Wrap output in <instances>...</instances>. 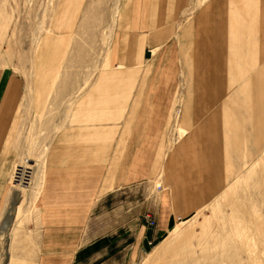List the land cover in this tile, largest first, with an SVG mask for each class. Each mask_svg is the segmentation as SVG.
Masks as SVG:
<instances>
[{
    "label": "rangeland",
    "instance_id": "obj_1",
    "mask_svg": "<svg viewBox=\"0 0 264 264\" xmlns=\"http://www.w3.org/2000/svg\"><path fill=\"white\" fill-rule=\"evenodd\" d=\"M151 1L0 0V73L6 79L10 77L7 87L14 84L15 104L19 103L10 112L7 125L9 128L14 123V138L8 174L1 181L7 190L0 205V227L7 219L5 215L18 209L12 229L2 232L0 228V264H46L45 257H52V264L62 263L61 258L71 261L74 253L41 251L46 247L42 246L44 228L37 206L45 155L51 159V148L60 133L70 127L123 120L132 98L123 91L109 92L105 86L96 89L103 69L112 71L122 65L132 75L121 79L134 88L147 82L157 64L165 74V60L171 56L180 72L175 28L197 17L203 8L199 6L201 0H186L182 10L186 13H174L173 7V13L166 12L167 0H157L153 19L158 24L152 33L166 21L165 30H174L156 42L146 39L140 49V38L152 35V30H147L152 20L148 16ZM224 1L205 3L212 2V10L220 11V19L225 21L223 34L227 33L228 17ZM125 3L126 27L121 29L119 16ZM155 47L158 49L152 54ZM177 78L180 84L181 73ZM107 98L112 100L105 102ZM256 104L255 113L259 112ZM179 109L177 106L174 110ZM260 110L264 114V109ZM254 118L261 122L256 126L259 133L251 135L256 139L253 144L247 143L243 152L253 149L255 156L252 160L244 157L249 163L232 168L226 189L210 203L186 218L168 220V216H160V202L166 192L162 172L161 178L116 192L93 207L84 222L85 236L79 242L87 247L80 252L84 256L81 264L93 262L94 244L122 238L135 247L144 233L151 240H143L151 243L133 264H264V118ZM177 127L171 124L167 128L163 140L166 149L178 139ZM15 194L18 198L12 204ZM123 234L127 236L123 238Z\"/></svg>",
    "mask_w": 264,
    "mask_h": 264
},
{
    "label": "crops",
    "instance_id": "obj_2",
    "mask_svg": "<svg viewBox=\"0 0 264 264\" xmlns=\"http://www.w3.org/2000/svg\"><path fill=\"white\" fill-rule=\"evenodd\" d=\"M206 1H200L203 8L193 21L175 28L180 72L171 56L165 60L168 65L165 74L157 64L148 74L147 82L134 88L121 79L132 75L122 65L112 71L103 69L95 88L105 86L109 92L123 91L132 98L123 120L70 127L52 145L51 159L49 154L45 155L37 206L44 228L42 246L46 247L41 251L74 253L71 261L61 258L60 264H81L84 256L80 252L87 247L80 245L85 236L84 222L93 207L112 194L161 178L162 172L166 192L161 198L160 216H168V220L186 218L226 189L232 168L244 166L255 156L253 149L247 153L243 150L247 143H254L256 138L251 135L259 133L256 127L259 121L254 117L264 118L260 110L264 109V0H225L228 15L225 34L220 11L212 10V2L206 6ZM156 2L152 0L148 7L152 20L147 30H152L151 33L158 24L153 19ZM166 3V12H172V7L174 13L187 12L182 11L186 0ZM141 7L144 9L143 2ZM127 8L125 3L119 16L121 29L125 26ZM167 24L166 21L163 25ZM163 25L150 37L140 38L138 48L146 39L156 42L167 32H173L174 27L165 30ZM109 60L110 56L108 66ZM177 73H181L180 84ZM9 80L10 77L6 79L0 73V205L7 190L6 183L1 181L8 174L14 138V123L7 126L9 114L19 105L15 104L14 84L7 87ZM225 93L227 99L222 101ZM134 97L137 99L133 100ZM111 100L107 98L105 102ZM256 103L259 112L255 113ZM177 106L179 111L174 110ZM171 124L179 126L178 139L169 143L167 149L171 150L164 159L168 150L163 140ZM244 157L250 160L245 161ZM126 236L123 234V238ZM143 238L151 240L144 233L135 247L122 238L94 244L90 264H133L151 243ZM51 259L43 260L52 264Z\"/></svg>",
    "mask_w": 264,
    "mask_h": 264
},
{
    "label": "bare ground",
    "instance_id": "obj_3",
    "mask_svg": "<svg viewBox=\"0 0 264 264\" xmlns=\"http://www.w3.org/2000/svg\"><path fill=\"white\" fill-rule=\"evenodd\" d=\"M46 150H47V147H46ZM18 196V194H15V196H14V198L12 199V204H14L15 203V201L17 200V197ZM17 209H18V206L15 208V212H17ZM15 212L13 213V214H10V212H9V214L7 213L5 216H7V219L6 220H4L5 221V223H4V221H2V223H4V225H3V227H0L1 228V230H2V232L4 231V232H6V231H10L11 229H12V225H11V223L14 221V217L15 216H13L14 214H15ZM13 224V223H12ZM177 226H179V227H181V225L180 224H178Z\"/></svg>",
    "mask_w": 264,
    "mask_h": 264
}]
</instances>
